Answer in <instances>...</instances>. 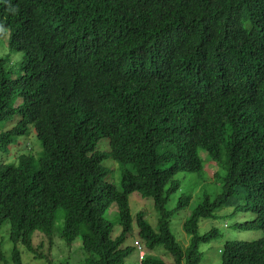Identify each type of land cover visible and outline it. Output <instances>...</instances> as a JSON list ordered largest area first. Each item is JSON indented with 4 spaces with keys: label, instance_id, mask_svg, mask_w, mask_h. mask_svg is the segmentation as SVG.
<instances>
[{
    "label": "trees",
    "instance_id": "trees-1",
    "mask_svg": "<svg viewBox=\"0 0 264 264\" xmlns=\"http://www.w3.org/2000/svg\"><path fill=\"white\" fill-rule=\"evenodd\" d=\"M4 36L22 56L16 78L0 58V122L13 119L0 154L32 135L40 148L0 163V230L9 225L14 264L19 244L36 253L35 232L77 245L80 264H124L133 224L148 252L171 259L139 264H201V247L224 237L220 264H264V0H0ZM198 151L223 174L218 195L184 222L182 249L170 222L190 197L166 206L176 176L201 175ZM108 159L119 189L106 182ZM132 194L152 202L155 227L132 217ZM239 215L250 218L224 230L255 237L198 234L201 221Z\"/></svg>",
    "mask_w": 264,
    "mask_h": 264
},
{
    "label": "rangeland",
    "instance_id": "rangeland-1",
    "mask_svg": "<svg viewBox=\"0 0 264 264\" xmlns=\"http://www.w3.org/2000/svg\"><path fill=\"white\" fill-rule=\"evenodd\" d=\"M4 56H9L11 78H16L18 76V63L20 62L22 55L9 51L6 36L0 38V58ZM17 103L20 105V100H18ZM12 120L13 119H9L8 121L0 122V132L10 129L12 127ZM105 141L106 140L102 139L98 143V147L101 145L99 150L104 153L108 151L107 142ZM17 144V149L12 150L8 156L0 154V163L15 165L16 158L19 154L31 153L37 155L40 151L39 143L36 140L35 135H32L29 138H20ZM198 153L202 160L203 167L201 175L180 174L176 176L175 179L179 180L181 183V189L171 198L166 206L167 210H172L175 208L179 200L184 201L186 197H190L187 206L183 210L178 211L172 217L170 222V232L182 249L187 248L190 242V237H188L183 230L184 222L191 215L194 208L202 202L204 196L210 197L209 199L211 200L215 195H218L220 189L219 176L223 174L221 167L207 160L206 154L203 151H198ZM103 166H105L109 172L106 182L113 185L116 189H119L121 178V169L119 165L111 159H108L103 162ZM129 208L132 217H134L135 214L142 212L151 227H155L156 213L150 200H143L138 194H132L129 197ZM230 211L232 212V210L221 211L219 216L221 217L222 214ZM115 212V206L113 205L109 209L106 218L112 222ZM249 218L248 215H239L231 216L227 221H224L221 218L201 221L198 234L202 235L208 232L211 228H218L230 239L246 240L255 236L248 235L247 237H239L238 235H234L235 233L233 232H226L224 228L227 226L225 225L226 223L233 225L236 222H242ZM62 226V221L60 217H58L56 221V230L62 228ZM8 227L9 225L6 223L0 230V264H14L11 258L13 245L7 235ZM132 230L133 235L127 238L125 245L132 246L135 251L124 264H139V261L146 256L158 258L166 263L171 262L170 256L162 249L148 252L136 236L137 230L135 224L132 225ZM119 233V228L115 227L113 230V236L116 237ZM224 241L225 237L224 239H219L208 245L202 246L201 248L204 254L201 264H220L218 251L221 249ZM77 243L78 242L76 241V244ZM30 244L31 248L36 252L35 254L26 252L20 244L17 246L22 264H80L81 252L77 245L67 248L64 243L57 238L49 241L47 237L38 232L33 234Z\"/></svg>",
    "mask_w": 264,
    "mask_h": 264
},
{
    "label": "built area",
    "instance_id": "built-area-1",
    "mask_svg": "<svg viewBox=\"0 0 264 264\" xmlns=\"http://www.w3.org/2000/svg\"><path fill=\"white\" fill-rule=\"evenodd\" d=\"M139 248V247H138Z\"/></svg>",
    "mask_w": 264,
    "mask_h": 264
}]
</instances>
